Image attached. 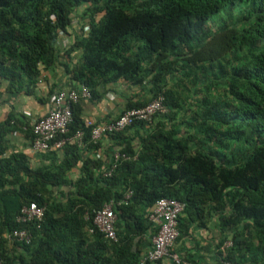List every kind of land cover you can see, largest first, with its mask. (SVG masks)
I'll return each instance as SVG.
<instances>
[{
  "label": "trees",
  "instance_id": "obj_1",
  "mask_svg": "<svg viewBox=\"0 0 264 264\" xmlns=\"http://www.w3.org/2000/svg\"><path fill=\"white\" fill-rule=\"evenodd\" d=\"M57 67L77 88L52 86L47 97L85 86L87 102L100 101L110 94L101 87L124 82L139 91L117 118L159 96L167 113L94 142L80 101L67 137L83 132L81 142L39 153L50 162L35 168L6 156L12 116L0 124L4 264H137L152 250L149 214L162 198L185 204L172 248L184 261L204 264L192 250L208 248L212 264H264V0H0L8 93L36 96ZM105 137L114 151L95 157ZM117 151L130 159L114 163ZM127 195L114 207L116 241L106 239L94 216ZM30 206L44 207L42 220L18 222ZM14 230L30 243L11 241Z\"/></svg>",
  "mask_w": 264,
  "mask_h": 264
},
{
  "label": "built area",
  "instance_id": "obj_2",
  "mask_svg": "<svg viewBox=\"0 0 264 264\" xmlns=\"http://www.w3.org/2000/svg\"><path fill=\"white\" fill-rule=\"evenodd\" d=\"M90 91L82 86L79 91H56L51 97V107L47 113L33 121V138L30 143L32 153H43L49 150H61L70 141L81 142L83 132L77 131L73 137H67L68 128L72 121L71 105L80 101H89ZM167 109L163 104V97L159 96L146 106L139 109L125 111L119 118L109 123L97 124L92 119L86 121L91 127V140L96 142L106 133H121L136 121H148L155 115H164ZM130 157L119 151L112 155L114 163L119 160L127 161ZM115 167V165H114ZM130 195L119 203L109 201L94 216L93 223L106 239L116 241L114 207L121 205ZM185 204L175 199H159L149 214V220L159 227L158 233L152 238V250L137 264H155L159 261H168L175 264H189L178 253L172 252L179 236L177 229L178 217L183 212ZM44 216V207H23L17 216L18 222L41 221ZM11 241L24 244L30 243V236L25 230H14L9 236ZM0 264H4L0 250ZM218 264H233L220 262Z\"/></svg>",
  "mask_w": 264,
  "mask_h": 264
},
{
  "label": "crops",
  "instance_id": "obj_3",
  "mask_svg": "<svg viewBox=\"0 0 264 264\" xmlns=\"http://www.w3.org/2000/svg\"><path fill=\"white\" fill-rule=\"evenodd\" d=\"M56 85V86H55ZM73 89L77 85L69 80L66 70L63 67H57L52 71L43 72L39 80L36 93L37 95L26 96L18 94L12 96L6 90L7 84L0 82V124L11 119L12 130L6 136V156H11L16 153L24 154L31 167L46 165L50 161L42 154L32 153L30 150V139L26 134V126L33 121L44 116L50 108L51 97H47L48 90L51 87ZM100 92H110L107 96H103L100 101L94 100L93 102H83V119H92L98 123L104 124L110 120L117 118L122 112L124 105L139 91L136 88H130L126 83L119 82L117 84L108 86L106 89H99ZM14 124V125H13ZM115 141L108 137L102 138L99 143V149L94 152L95 157H103L114 151ZM59 155V154H58ZM88 155H91L88 153ZM201 237L202 245L206 247L208 239L212 236L210 231L207 235V230L202 229L198 231V238ZM190 244V243H189ZM187 245V248L190 245ZM185 248V249H187ZM199 249L192 250L194 254H200L204 257V264H212L210 261L213 259V251L206 249L198 251ZM168 261H163L162 264H167Z\"/></svg>",
  "mask_w": 264,
  "mask_h": 264
},
{
  "label": "clouds",
  "instance_id": "obj_4",
  "mask_svg": "<svg viewBox=\"0 0 264 264\" xmlns=\"http://www.w3.org/2000/svg\"><path fill=\"white\" fill-rule=\"evenodd\" d=\"M163 262V261H162Z\"/></svg>",
  "mask_w": 264,
  "mask_h": 264
}]
</instances>
